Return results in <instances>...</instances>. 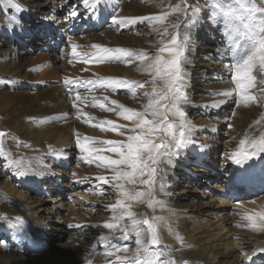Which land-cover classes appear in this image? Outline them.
Returning <instances> with one entry per match:
<instances>
[{
	"label": "snow or ice",
	"instance_id": "1",
	"mask_svg": "<svg viewBox=\"0 0 264 264\" xmlns=\"http://www.w3.org/2000/svg\"><path fill=\"white\" fill-rule=\"evenodd\" d=\"M85 9L95 12L97 6L108 3V0H81ZM12 7L17 11H23V6L13 0ZM210 14L208 19L214 24H222L226 43L217 51L222 56H231V81L233 88H228L218 93L224 99L214 101L211 105H202L204 108L219 107L235 97L237 107L250 104L264 103V79L258 81L257 74L264 77V0H205L191 4L187 0H179L170 5L169 10H163L159 14L148 16L112 15L111 24L124 28L134 25L137 21H150L155 25H165V22L173 14H180L182 19L178 23H172L174 30L170 39L160 40V46L153 57L143 50L128 49L124 47H107L101 44H92L91 51L80 52L79 45L70 41L72 55L80 58L84 63L127 62L132 63L133 58L143 65V71L147 72L150 80L136 81L121 77L108 76L96 79L80 80L66 77L64 84L69 86V91L76 88L88 87L90 90L101 88L115 92L125 89L133 96L138 89H144L145 84H151L150 91H144L147 102L140 110L130 108L117 100L109 101L108 96L102 99L91 97L94 107L115 111L124 120L131 121L132 127L116 123L113 120H102L92 124L93 117L84 112L80 104H87L86 97H81L75 92L72 107L77 111V118L93 127L105 128L126 139L98 140L96 137L84 135L78 132L75 136L76 147L79 149L82 160L94 163L110 171V175H100L96 180L102 185H109L116 189L119 197L115 203L107 207L112 216L109 221H103V227L115 232L119 229L122 236L119 239H127L135 236L136 248L131 256L116 255V253H128L127 244L108 251L106 255L115 256L108 264H175V261L167 259L168 253L164 250L167 245H162L159 234V226L165 221V217L153 215L149 217L145 212L133 210L134 203H146L147 207L155 210L164 207L166 201L158 198V194L165 190L169 173L176 166V157L181 155V150L195 143L192 132L195 125L189 120L185 111V105L189 104L190 96L187 92L189 84L186 65L191 63L188 53L193 51V33L201 23L202 11ZM79 18L74 5L69 11L66 20ZM169 35V26L163 27L161 36ZM109 102V103H105ZM109 104L111 107H109ZM174 119H169V116ZM232 115H236L233 111ZM61 118H67L62 114ZM264 119V117H262ZM259 124L260 120L254 121ZM130 133V134H129ZM11 133L0 131V156L7 163L5 167L18 166L16 174L26 175L32 171V166L25 164L23 157H13L11 151L4 148L5 137ZM17 144H19L18 138ZM24 147H28L27 144ZM53 152L59 149H50ZM264 152V132L259 136L245 135L240 141V148L229 155L234 163L240 164L250 156ZM111 153L114 155H106ZM76 173H73L75 176ZM84 179H87L85 177ZM77 182H82L78 180ZM129 185H142L143 188L129 187ZM103 195V193H100ZM248 223L238 225L252 228L256 231H264V211L246 213L244 217ZM12 227L23 230L25 221L22 217L14 218ZM127 221V223H125ZM70 227H86L87 225H69ZM171 231V229H169ZM177 238H183L177 233ZM105 247H111L109 238L101 236ZM256 252L264 253V248L256 249L248 260H252ZM90 264V262H88ZM187 264V261H185ZM243 264V262H242Z\"/></svg>",
	"mask_w": 264,
	"mask_h": 264
},
{
	"label": "bare ground",
	"instance_id": "2",
	"mask_svg": "<svg viewBox=\"0 0 264 264\" xmlns=\"http://www.w3.org/2000/svg\"><path fill=\"white\" fill-rule=\"evenodd\" d=\"M117 2L118 0L116 1L108 0V3L104 4V6H111L113 3L116 4ZM12 4L13 2L11 0H6L7 6H12ZM101 6L102 5L97 6V9L101 8ZM46 7L48 8V6ZM121 7L116 9V12H117L116 15L127 16L128 11L129 10L132 11V8L130 7V5H127L126 8H121ZM67 8L69 7L67 6ZM59 9H61V6L59 7V5L56 4L55 6H53V8H50V13H52L53 16L54 15L56 16L58 14ZM6 10L7 9H5V11ZM44 11L45 10L43 9V12ZM67 11H70V10H67ZM132 12H134V14L141 13V12H137V10L132 11ZM3 15L6 18H8L7 23L9 21H14V19H12L13 15L9 14V10L7 12L8 17L6 16L4 12H3ZM5 26H7V24ZM129 28L130 27H127L126 29L128 30ZM53 30L55 32L61 33L63 32L64 29L60 27H56ZM119 30L120 29L118 28L117 29L114 28L112 31H108L107 33L104 34V36L107 39H101L100 42H98V40L93 39V37L95 38L100 37L97 34V32H92L90 35L89 34L82 35L81 37L77 39L71 38L69 40V43L71 41L72 43L79 45L80 47L77 49V51H80V52L91 51L92 49L90 46L92 44H101L107 47H124V48L130 49V47L128 46H123L121 39L115 36L117 35L116 32H118ZM132 33L135 34V32H132ZM0 34H1V30H0ZM43 34L44 32H42V35ZM46 36L50 40L53 39V38H50L49 35H46ZM1 37L2 35H0V38ZM42 41H44L43 44H47L45 37H44V40ZM17 44H18V41H16V44H14V46H16ZM45 48H47L48 50L52 48L50 50L51 54L49 55L52 56L51 62H54V64H51L49 60V62L45 64L35 65L33 69H34V73L38 77H44L45 75H49L50 73L54 75L61 74L60 72H62V76L60 75V77L58 78L60 82H61L60 78H62V81H64L66 77L73 78V79L77 77H82L86 79L87 78L96 79L97 77H108V76H115V77H121V78L139 81L138 79L134 77H130V75H132V72L129 69V66H130L129 63H126V62L84 63L80 58L74 57L72 55L71 47L70 49L68 48V53L66 56L65 55L63 56L60 53H58L59 52L58 49L51 44L46 45ZM81 49L86 50V51H82ZM14 50L17 51L15 48ZM19 51L23 52L21 50ZM3 52L4 51H0V54H2ZM10 57L11 55L7 54L5 57L6 59L5 58L0 59V72L6 71V73H9L8 74L9 76L14 75L12 74L13 72H20L21 67L28 68L25 65L31 64L35 61V60H29L27 62L20 63V56H19V59H16L18 61L17 62L15 61V63H12L14 62V60L6 61ZM60 57L62 58L63 62H60L61 60ZM9 64H12V66H9ZM223 69H226V68H223ZM29 70L30 69L28 70L26 69L25 71L26 74L25 73L24 74L29 75V72L31 71ZM230 71L231 69L229 67V72ZM6 82L11 87H17V82L19 81L7 79ZM59 86L61 88L63 87L62 85H59ZM57 89H58L57 86L51 85L50 88H48L44 92L37 94L35 97L25 98L24 95L16 94L15 92H12L10 90L3 91L4 90L3 87L0 86V111L5 112V114L3 115L2 113H0L1 115L0 118H2L5 121V123L1 124L2 126L1 128H3L6 131V133H10V131L14 129L17 132L12 136L5 137L4 148L6 151L10 150L13 157H17V156L23 157L25 164L32 166V171L28 172L26 175H17L16 171H17L18 166L5 167L4 165L7 163V161L5 160L3 156H0V159H1V162H0V212L1 213L3 212L13 213L14 217L20 216L28 224V225L24 224L23 229L25 231V235L22 233V231L16 228L15 230L17 231V234H15L12 231L13 222H2L1 223L2 218L0 217V232L2 233L1 237H7L10 240V236L7 235L6 231L10 232V229H11L15 237L18 240H20L23 244H26L27 242H29L27 238L29 236L31 237L32 241L40 240L41 243L43 241L48 242L50 239L49 232L46 230H40L41 227L39 228V225L36 223V220H34L31 216L38 215V217L41 218L40 214H38L39 213L38 209L36 208H38L39 206H42L46 198L52 199L53 203L59 202V200L55 202V199L57 200V199L62 198L63 200L68 201V210L66 212H63L60 210H54L55 212L59 211L55 213L54 215L56 218L53 216L54 214L53 212L50 213L48 216H46L47 220L52 221L54 224L55 233L54 235L51 233V236H54V237L61 236V238L66 237L67 234L59 233V235H57L55 230L59 229V231H67L68 229H66V226L69 227V225H87V226L84 227L83 230L75 233L78 238L68 239L67 240L68 243L66 246H62V245L54 246L55 248L58 247L60 251H57V250L55 251L54 255L55 257L58 256V258L51 259V264H53L55 260L56 262L57 260H60L59 262L55 264H61V263L62 264H88V262H90V264H108L109 261L115 259V256H108L106 255V253L108 251H115V248L117 247H123L125 243H120L121 241H124L126 243L129 242L127 243L129 252L128 253L119 252V253H116V255L131 256L135 249H131L133 248L132 247L133 240L131 239L129 240L130 236L126 240L119 239V237L122 236V233H120L119 229L113 232L112 230H109L103 227L102 222L109 221L112 216V213L108 208H107L108 213H106L105 215L101 214L102 215L101 217H98L97 215L96 218L95 217L93 218L90 213L91 211H79L77 207L75 206L76 205V199H74L75 196H76L75 198H78L79 201L82 200L84 204H87L88 202L95 200V197L92 196V194H85V196L80 194V191H78V189L83 186L82 184H86V185L89 184L87 188L90 190L94 189L95 190L94 194L99 195L100 193H102V188L101 186L97 185L100 183L96 180V177L100 175L107 176V175H110L111 173L109 170L105 168L97 167L96 164L94 163H88L87 161L83 162L82 159L79 158L81 156V153L79 149L76 147V143L74 141L73 142L69 141V139L71 140L72 138L76 136L77 132L75 131V125L80 126L81 130L78 131V133L81 136L88 135V136L96 137L98 140L119 141V140L126 139V137L119 135L118 132L105 130V128L93 127L92 124L85 125L82 122L81 123L76 122L72 118H69V119L60 118L59 120H56L55 113L57 112H60V115H62V112H65L66 110H68L69 112L71 111L70 112L71 116L73 112L77 113L76 109L72 107V100L74 97L70 99L65 94V91L63 90H62L63 94H61L59 90L57 94ZM225 89H228V88L225 87ZM225 89H222V90H225ZM118 91L121 92L120 96L115 95V94H110L111 92L110 90H106L105 92L100 93V95L101 97L108 96L109 101L112 99H115L119 103L124 104L125 106L126 104H128L127 107L135 108L137 110L141 109V103L146 98L143 94H141L140 96L138 93L137 96L138 95L139 96L135 98L136 96H133V95H131L130 97L128 96L131 94V92L128 90L120 89ZM101 97L99 98L102 99L103 97L102 98ZM39 100L45 101L44 102L45 105H42L41 103H37V101ZM29 103H32V105L31 106L28 105L27 107H24L26 106V104H29ZM105 103H109V102H105ZM88 105L93 106V104H90V103ZM194 105L195 104L191 103L189 107H192ZM224 105H227V107H229L231 103L230 101H228V104L225 103ZM258 105L259 103L248 105L247 107L245 106H240V107L235 106L234 107L233 111L236 112L235 119H237V117L240 118V121H237V122L242 121L243 124L245 125L249 120L250 121L247 123L245 128H244V125H242L241 130H240V136H239L240 140L237 145L233 146V148H229L231 150H228L227 152L228 156L232 152H235L240 148V141L241 139L245 137V135L259 136L260 132H264V119H262V117H264V103L263 105L260 106L258 112L256 113ZM109 107H111L110 104H109ZM47 114H51L50 117H52L51 118L52 121L53 120L58 121L57 123H55L56 121L54 122L56 125H53V124L48 125L46 123V122H51L49 120L44 119L48 117ZM39 115H42V116L40 117ZM95 115H97V118L95 117ZM116 115L117 113L115 111H108L106 109H101L99 107H95V111L92 113V117L95 118L97 122L102 121V120H113L116 123L127 125L129 128L133 126L131 121L124 120L122 117L118 118L116 117ZM27 117L29 118V120L35 119V123L33 125H29V123L27 124L23 123V120H26ZM251 117H253L254 119H252ZM38 120L44 121L45 123L44 128L41 127L42 123L37 124ZM256 120H260V123L259 124L254 123V121ZM73 122H74V125L69 130L68 125ZM11 123L16 126L14 127ZM237 126H240V124H238ZM234 130L236 132V135H239V132L237 131V129L235 128ZM20 131H24L23 134H25L21 138L19 137V135H17L20 133ZM14 138H18L20 143L17 144V139H14ZM193 140L195 141V139ZM44 141L48 142L45 146H43V144L46 143ZM54 143H57L60 145L72 144L73 157L71 158H74V160L72 161L74 170L71 169V171L73 170L71 174L72 180L68 181L67 183L68 189L66 190L67 192H64L62 195H61V191H62L61 190L60 192L59 191L56 192V196H54L55 198L48 194H41V196L39 197H34V196L39 195V193L42 191V188L41 186H33V184L38 179H42V176H43L42 173L45 172L46 169L49 168L50 166L49 164H52L53 162L56 163L55 158L57 159L66 158L63 155L58 154V152H53L50 150V149H56ZM25 144H27L28 147H24ZM215 144L216 143H214L213 146H215ZM188 146L193 150L192 144ZM185 148L181 150V155H183ZM105 154L114 155L111 153H105ZM185 154L186 156L191 155L189 150H186ZM255 155L263 156L264 152H258ZM255 155H252V156L255 157ZM51 157L52 159L50 160ZM74 162L76 163L74 164ZM223 162H224L223 164H226L225 159L223 160ZM208 165L204 166V170H201V168L196 170L198 171V173L196 174V177L193 180L190 176L191 169L188 168L187 166H184L183 164L181 167L177 168L178 169L177 173L181 172L185 174L184 176L185 182L186 181L192 182V181H198V180L205 181L206 178L210 179L208 173L212 172L213 170V167H210ZM209 167L212 169H210ZM232 167H233V164H232ZM234 167H235V171L232 173L231 176H232L233 182H235V185L239 187L238 189L239 194L233 198L232 203L228 204V207L231 208V212L233 213V215L227 214L224 216L223 221L221 223L215 224L216 225L215 228L223 230L226 236L231 238L229 241H221V239L217 238L216 242H214L215 234H213L212 232H208V231L201 232L199 235H194L196 234L194 232H198L201 225L186 226L181 223H177L176 206L179 207L178 204L180 203H178V201H176L175 198L167 197V195L169 194L168 192L163 191L158 194L159 199L175 203V204H165L164 207L162 208L158 207L156 210V212L157 211L159 213L162 212L165 218L170 219V222H168V224L161 223L158 229L159 234L161 235L160 239L163 236L166 238L165 241L162 242V245L168 246V248L164 249L168 253L167 255L168 259L169 258L175 259V262L177 264H185V261H187V264L189 262H194V261L195 262L202 261V262H205L206 264H229L228 258L231 256L233 258L234 256L236 257V254H234V251L233 249L230 248V246H232V244H237V242H233L232 239L235 238V235H237L238 232L246 233L249 236H253V238L255 239V243L252 244V246L256 244V245H261L259 248H264V231H256L252 228L238 226V225H244L248 223V221L244 218L246 213H255V212L264 211V195H261V196L259 195L258 197L256 196L245 197L247 193H242L251 188V185L249 184L250 182L257 183L258 187L260 188L264 187V164H261L256 160H250V161L244 160L240 164L234 163ZM221 169L222 168H217V170L215 171L216 172L214 175L215 179H220L218 175H220ZM55 170H56V173L66 171V169L62 165L56 166ZM73 173H76V175L73 176ZM177 173L174 172L175 174V176H173L174 179H176ZM253 174H259L260 177L251 178L250 176H252ZM170 176L172 177V175ZM54 177L55 176L53 175L52 178ZM76 177H82L80 178V179H83V181L81 182L82 183L81 185L75 182ZM85 177H87V179H84ZM12 180L16 181V184H13V182H11ZM49 180L52 181V179H49ZM176 183L178 184V182ZM92 184H94V186L97 185V187L94 188ZM224 184L222 185L220 184V186H217V187L215 186V189H212L211 194L216 195L219 193L218 195L223 196L225 200L224 204H226V201L229 198V193L231 191L228 193H225L226 191L224 190ZM230 187L235 188L234 186L232 187V185ZM240 187H242L241 190H240ZM87 188H85V190ZM37 189L40 192L36 191ZM115 191H116V195L114 196V203L116 199L119 197V193L117 192L116 189ZM31 193H33V195ZM250 194H255L252 191V189L250 191ZM72 195H75V196L71 198ZM10 196L17 199L20 202H23V201L25 202L21 204H18V203L12 204L10 203L11 201L4 198V197L9 198ZM37 204L38 206H36ZM144 205L150 212L151 214L150 217L153 216L155 214L153 213L154 210L148 208L146 203ZM202 208L204 207L200 203L199 207L198 205H196V207H193V208L191 207V209L189 208V213H186V214H191L193 216V212H196V211L201 212ZM134 209H137V208L135 207ZM182 210L186 211L184 207H182ZM158 214H155V215H158ZM23 215L25 217H23ZM64 222L66 223L64 227L57 225V223L61 225ZM169 229H171V231H169ZM84 231H88L89 236H92V234H95L97 236L96 242L100 244L94 245L93 242H91V244L86 243L85 239L87 237L86 236L81 237L82 235L81 233ZM183 232L185 233L184 237L182 235ZM177 233L179 234L180 237L183 238V241L177 238V235H176ZM102 235L107 236L109 238L111 247H107V248L105 247V242L100 240V237ZM41 243L37 245V249L41 248V246L43 245ZM12 245H15V244L12 243ZM221 245L223 246V248L220 249ZM90 246H92L91 250H90ZM96 246H98V251H96L97 253H94V247ZM134 246H136V243H134ZM177 246H180L181 249L174 248ZM23 248L24 250L23 249L8 250V249H5L4 246H2V243H0V264H38V261H34L35 258L32 257V259H28L27 257H24V255H21V254H24L23 251L35 253L33 255H40L38 254V252H36L37 249L34 252L33 249H30L27 246ZM222 249L224 250L223 252L221 251ZM242 249L244 251H240V257L237 258L234 264H242V262L243 264H245L244 257L249 256L253 253V252L250 253L251 247L249 249H245V248H242ZM8 253L12 255L7 256ZM14 253H17V254H14ZM41 255H44V254H41ZM47 255L48 254L45 253L46 257L43 256L44 261L46 263L50 261V260H45V258L48 259ZM263 255L264 253L256 252L255 257L261 258ZM219 258H222L224 260H221Z\"/></svg>",
	"mask_w": 264,
	"mask_h": 264
},
{
	"label": "rangeland",
	"instance_id": "3",
	"mask_svg": "<svg viewBox=\"0 0 264 264\" xmlns=\"http://www.w3.org/2000/svg\"><path fill=\"white\" fill-rule=\"evenodd\" d=\"M11 1L13 2V0ZM16 2L23 6V11H17L12 6L6 5V0H0V8H1L0 9V30H1L0 35H2V37L0 38V51H4L2 54H0V59H4L6 55L8 54V55H11V57L8 58L6 61L14 60V62L12 63H15V61L17 62L18 60L16 59H19V56H20V63L27 62L29 60H35V61L31 64L25 65L28 68L21 67L20 72H13L12 74L14 75L12 76H9L8 75L9 73H6V71L0 72V86L3 87L4 89L3 91L10 90L12 92H15L16 94L24 95L25 98H29V97H35L37 94L46 91L48 88L51 87V85H54L58 87L57 94H58V90L60 91L61 94H63L62 92L63 90L65 91V94L70 99L73 98L75 92L78 91L81 97H86L89 101L87 104H80V107L83 109L84 112L88 113L91 116H92V113L95 111L94 106L88 105L89 103L93 104L91 101V97L96 96L97 98H99L101 97L100 93H103L106 90L101 89V88H94L90 90L88 87L76 88L73 85L71 86L73 90L70 92L69 86H66L64 84V81H62V78H60L61 82L58 80L60 75L62 76V72H60L61 74H55V75L50 73L49 75H45L44 77L36 76V74L34 73V69H33L35 65L45 64L49 62V60L51 64H54V62H51L52 56L49 55L51 54L50 50L52 48L48 50L47 48H45V46L51 44L58 49L59 51L58 53H60L63 56L64 55L66 56L68 53V48L70 49L71 47L69 43V40L71 38L77 39L81 37L82 35H86V34L90 35L92 32H97V34L100 37L99 38L93 37V39L98 40V42H100L101 39H107L104 36L105 33H107L108 31H112L114 28L115 29L118 28L120 30L116 32L117 35L115 36L121 39L123 46H128L130 47V49L143 50L147 52L149 54V57L151 58L155 55L156 50L160 46V40L164 39L165 41H167L168 39H170L171 33L174 31L170 27V25L172 23H178L182 19L181 15L177 13V14L171 15L168 18V20L165 22V25H155L153 22H150V21H137V23L134 25H129L124 28H119V26L111 24V16L116 15L117 13L116 9L120 8L121 6H122L121 8H126L127 5H130V7L132 8V11L137 10V12H141L138 14H134V12L129 10L127 16H138L139 14H140L139 16H148L150 14H159L163 10H169L170 5H174L175 3H178L179 0H118L116 4L113 3L111 5L112 7L102 5L101 8L96 10V11L101 12L98 18H93L92 15L87 14L88 13L87 9H85L81 0H16ZM187 2L191 4L200 3L203 5L205 3V0H187ZM56 4L59 5V7L61 6V9L58 10V14L56 16L55 15L53 16V14L50 13V8H53V6H55ZM73 4H75L76 6V10L79 14V18L74 19L73 21L66 20L65 17L68 16L67 14L69 12L63 11V10L67 6L69 8H72L74 6ZM46 6H48V8ZM5 9L7 10L5 11ZM43 9L45 10L44 12H43ZM1 10L6 14V16L9 10V14L13 15L12 19H14V21H9L7 23L8 18H6L3 15V12ZM209 14L210 13L206 10L202 11L201 23L193 33V39H194V44L192 45L193 51L188 53L191 63L186 65V68L189 74L188 75L189 84L187 87V92L190 96L191 102L185 105L184 107H185V111L188 115L189 120H191L192 124L195 125L193 129V134H192L193 139H195V143L192 144L193 150L189 146H187L183 152V155H180L177 157L176 166L169 173L168 183L165 187L164 192L169 193L167 197L175 198L176 201L180 203L178 204L179 207L176 206L177 223H181L186 226L201 225L198 232H194L196 233L194 235H199L201 232H206V231L212 232L213 234H215L214 242H216L217 238L221 239V241H229L231 239L226 236L223 230L215 228L216 227L215 224L221 223L225 215L227 214L233 215V213L231 212V208L228 207V204L232 202H226V204H224L225 200L222 195L211 194V192H212V189H215V186L217 187V186H220V184L222 185L225 183V181H223L225 180L223 179L224 175H226V172L229 170V168L232 165V160L228 158L229 156L227 152L228 150H231L229 148H233V146L238 144L240 140V137H239L240 130H241L242 125L244 124L242 121L237 122V121H240V118L237 117V119H235L236 116L232 115L233 109L236 106L235 97H233L234 99L231 98L229 100L231 103L230 105L231 107L229 106L230 108L224 104L219 107H214V108L213 107L212 108L202 107V105H211L214 101L224 99V97L214 94V93H218L219 91H222V89H225V87L227 88L234 87V84L231 81V71L229 72V64L231 63V56L230 55L222 56L217 51L218 48H222L224 46V43H226V39L223 33V26L222 24L212 23L208 19ZM6 24L7 26H5ZM165 26H169V35L162 37L161 32L163 30V27ZM56 27L63 28L64 29L63 32L61 33L55 32L53 29ZM127 27H130V28L127 30L126 29ZM42 32H44L43 35H42ZM132 32H135V34H133ZM46 35H49L50 38H53V39L50 40ZM44 37H45V40L47 41V44H43L44 41L42 40H44ZM16 41H18V44L14 46V44H16ZM14 48L17 51H15ZM19 50L23 52H20ZM81 50L86 51L83 49ZM60 62H63L62 58ZM129 65H130L129 69L132 72V75H130V77H134L138 79L139 81L150 80L149 74L143 71V65H141V63L138 60L133 58V62L129 63ZM9 66H12V64H9ZM223 68H226V69H223ZM26 69L31 70V71L29 70L30 71L29 75L28 74L25 75ZM77 78H79L80 80L93 79V78L86 79L82 77H77ZM7 79L19 81L17 82V87H11L6 82ZM257 79L259 81L260 79H264V77H262L258 73ZM59 85H62L63 89ZM262 87H264V85L258 83L257 88L253 89L252 91L257 92V90ZM150 90H151V84H145L144 89L137 90V94L139 93V95L141 96V94H143L144 91H150ZM110 94H115V95L120 96L121 92L118 90L115 92L111 91ZM137 94L135 95L136 96L135 98L139 96V95L137 96ZM131 95L132 94L128 96L130 97ZM44 102L45 101L43 100L37 101V103H41L42 105H45ZM146 102H147V97L141 103V107ZM191 103L195 105L192 107H189ZM28 105L31 106L32 103L26 104V106L24 107H27ZM261 105H263V103H259L256 113L258 112ZM126 106H128V104H126ZM70 112L66 110L65 112H62V114H66V117L68 119L72 118L76 122H79V123L82 122L85 125H90V123H85L83 119H78L77 113L73 112L71 116ZM0 113H2V115L5 114L4 111H0ZM50 115L51 114H47L48 117L46 118L42 117V118H44L45 120L51 121V122H46L48 125H52V124L56 125L55 123L58 122L56 120H59L61 118L60 112L55 113L56 120H53V121ZM39 116L41 117L42 115H39ZM95 117L97 118V115H95ZM116 117L119 118L120 116L116 115ZM251 118L254 119L253 117ZM169 119H174V117L170 115ZM3 123H5V121L2 118H0V131L6 132L3 128H1L2 127L1 124ZM23 123H26V124L29 123V125H33L35 123V119L29 120V118L27 117L26 120H23ZM95 123H98V122L94 118L92 121V124H95ZM237 123L240 124V126H237L238 125ZM247 123L244 125V128L247 125ZM37 124H41V127L44 128V124H45L44 121L38 120ZM12 125L14 127L16 126L14 124ZM73 125H74V122L69 124L68 129L70 130V128ZM233 128L237 129V131L239 132V135H236V132ZM80 130H81L80 126L75 125V131L78 132ZM23 132L24 131H20V133L17 135H19V137L21 138L23 137V135H25L23 134ZM10 133L14 135L17 132L14 129L10 131ZM69 141L75 142V137L72 138L71 140L69 139ZM47 143L48 142L43 144V146H45ZM214 143H216L215 146H213ZM54 145L56 149L60 150L58 151V154L66 157L64 160H66L70 164V168H68L66 171H62V172L58 171L61 173L62 175L61 177L64 178V179L61 178V181L63 183L61 186L62 191L59 190V192L61 191V195H62L64 192H67L66 190L68 189L67 183L69 179L67 180L68 178L67 176H70L72 178L70 170L71 169L74 170V166L72 165L73 164L72 161L74 160V158H71L73 157L72 144H66V145L62 144L63 145L62 146L60 144L54 143ZM186 150H189L191 154L190 156H186L185 154ZM51 159L52 157L50 158V160ZM224 159L226 160V164H223ZM82 161L86 162L85 160H82ZM0 162H1V159H0ZM75 163L76 162H74V164ZM182 164L191 169L190 176L192 180L195 179L196 174L198 173V171L196 170L200 168L201 170H204V166L209 164L208 166L213 167L212 172L208 173L210 179L206 178L205 181L197 179L198 181H192V182L186 181L185 182L184 181L185 174L181 172L177 173L178 171L177 168L181 167ZM49 165H50L49 168L46 169V171L42 173L43 183H45L44 181L45 178H48L47 182H51L49 179H53L52 177L48 175L49 169H51V174L52 172L56 173V170H55L56 163L53 162L52 164H49ZM217 168H222L220 175H218L220 179L214 178V175L216 173L215 171L217 170ZM174 172L177 173L176 179L173 178V176H175ZM170 175H172V177ZM79 178H82V177H79ZM55 182H57V179H55ZM176 182H178V184ZM227 182L229 185V180ZM77 183L79 185L82 184L81 182H77ZM94 184L92 185L94 186ZM82 185L83 186L78 189V191H80V194H82L83 196H85V194H92V196L95 197V200L90 201L87 204H84L82 200L79 201L78 198H75L76 197L75 195H72L71 198L75 196L74 197V199H76L75 206L77 207V209L79 211H91L90 213L93 218L94 217L96 218L97 215L98 217H101L102 215H105L106 213H108L107 206L110 203H114V196L116 195L115 189L109 185L97 184L98 186H101L102 193H103V195L101 194L98 195V194H94L95 192L94 189L90 190L87 188L89 184L88 185L82 184ZM97 185H95L94 188L97 187ZM129 187L130 188L136 187L140 189L143 188L142 185H136V186L129 185ZM55 188L57 190V187ZM85 188H87L88 190L86 189L87 190L86 191ZM31 194L33 195V193ZM261 195H264V192L260 194V196ZM39 196L41 195L34 196V197H39ZM50 196L52 197L56 196V192L54 194H51ZM4 198L11 201L10 203L12 204L14 203L21 204L25 202V201L20 202L11 196L9 198H6V197ZM58 200L59 202H56ZM55 202L56 203H53L52 199L46 198L42 206H39L38 208H36L38 209V212H39L38 214H40L41 218H39L38 215L31 216L34 220H36V223L39 225V228L41 227L40 230H46L49 232V235H50V239L48 242L43 241L41 243L40 240L38 241L39 243L43 244L40 249L36 250V252H38V254L40 255H33L35 253L33 252L30 253L27 251L23 252L24 254H21V255H24V257H27L28 259H32V257L35 258L34 261H38V264H51V259L58 258V256L55 257L54 255L55 251L56 250L60 251L58 247L55 248L54 246L56 245L66 246L68 243L67 242L68 239L78 238L75 233L84 229L83 226L79 228L66 226V229H68L67 230L68 232L59 231V229L55 230L57 235H59V233L67 234L66 237L61 238V236H58V237L51 236V233L53 235L55 233L54 224L52 221H48L46 216H48L52 212L54 213L53 214L54 216L55 213L59 212V211L55 212L54 210H60L63 212H66L68 210L67 201L60 198L57 200L55 199ZM200 203L203 205L204 208H202L201 212H198V211L193 212V216L195 217H193L191 214H186V213H189V208L191 209V207L192 208L196 207V205H198L199 207ZM144 204L145 203H139V202L134 203L133 206L134 208L136 207L137 209L133 208V210L136 212H145L150 217L151 214ZM166 204H175V203L166 201ZM36 206H38V204ZM182 207H184L186 211L182 210ZM157 208L153 211V213L155 214L159 213L158 211H157L158 213L156 212ZM158 215L164 217V214L162 212L159 213ZM0 217L2 218L1 223L2 222L15 223V220H14L15 217L13 216V213H8V212L1 213L0 212ZM23 217L25 216L23 215ZM126 222L127 221H125V223ZM168 222H170V219L165 218V221L162 223L168 224ZM25 224L28 225L26 221H25ZM65 224H66L65 222L62 223L61 225L57 223L58 226H62V227H64ZM81 234H80L81 237H84V236L87 237L85 239L86 243L91 244V242H93L94 245L100 244L96 242L97 236L95 234H92V236H89L88 231H84ZM182 235L184 237L185 233L183 232ZM130 239L133 240V246H132L133 248L131 249H135L136 247L134 246V243H136L135 236L130 235L129 240ZM165 239L166 238L163 236L161 238V241L163 242L165 241ZM232 241L237 242V244H232V246L234 245L233 247L230 246V248L233 249L234 254H236V257L235 256L234 258L232 256L229 257L228 258L229 264H234L236 262L237 258L240 257V251H244L242 248L249 249L251 247L250 253H252L261 246V245H256V244L252 246V244L255 243V239L253 238V236H249L246 233H241V232H238V234L235 235V238L232 239ZM120 243L127 244L129 242L126 243L124 241H121ZM2 245H3V242H2ZM174 248L181 249L180 246H177ZM221 248H223L222 245L220 246V249ZM91 249H92V246H90V250ZM96 251H98V246L94 247V253H97ZM221 251L223 252L224 250L222 249ZM45 253L48 254L47 255L48 259L45 258V260H50L47 263L44 261V258H43V256H45ZM14 254H17V253H14ZM41 254H44V255H41ZM9 255H12V254L8 253L7 256ZM169 259L175 261V259H172V258H169ZM219 259L224 260L222 258H219ZM59 261L60 260H57V262ZM57 262L55 260L53 264ZM175 264L177 263L175 262ZM188 264H206V263L202 261H198V262L194 261V262H189Z\"/></svg>",
	"mask_w": 264,
	"mask_h": 264
}]
</instances>
